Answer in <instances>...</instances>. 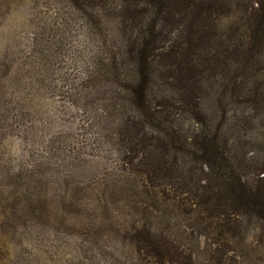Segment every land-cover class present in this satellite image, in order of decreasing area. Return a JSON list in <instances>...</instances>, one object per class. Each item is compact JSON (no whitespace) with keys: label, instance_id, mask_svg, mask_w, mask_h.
<instances>
[{"label":"trees","instance_id":"trees-1","mask_svg":"<svg viewBox=\"0 0 264 264\" xmlns=\"http://www.w3.org/2000/svg\"><path fill=\"white\" fill-rule=\"evenodd\" d=\"M48 1L14 79L79 124L24 125L4 226L86 264H264V0Z\"/></svg>","mask_w":264,"mask_h":264},{"label":"rangeland","instance_id":"rangeland-1","mask_svg":"<svg viewBox=\"0 0 264 264\" xmlns=\"http://www.w3.org/2000/svg\"><path fill=\"white\" fill-rule=\"evenodd\" d=\"M53 7L61 6L48 0H0V118L5 109L7 122H15L12 132L0 140V191L4 195L13 194L18 188L6 171L22 167L31 150L30 142L24 140V125L45 127L43 134L52 135L75 131L79 124L74 109L55 98L36 95L27 89L26 83L18 85L14 79L21 74V59L30 51L35 24H42L38 19ZM5 205L6 215L0 216V264H86L81 252L83 244L74 233L37 229L32 223L7 228L6 223L15 221L10 214L13 203ZM29 219L30 216L25 221Z\"/></svg>","mask_w":264,"mask_h":264}]
</instances>
